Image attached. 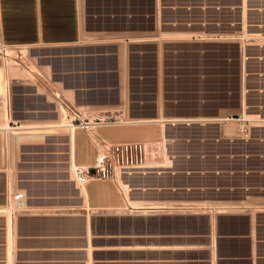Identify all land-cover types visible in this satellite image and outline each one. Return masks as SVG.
Returning a JSON list of instances; mask_svg holds the SVG:
<instances>
[{
    "label": "crops",
    "instance_id": "1",
    "mask_svg": "<svg viewBox=\"0 0 264 264\" xmlns=\"http://www.w3.org/2000/svg\"><path fill=\"white\" fill-rule=\"evenodd\" d=\"M163 6L202 12L179 23L201 34L264 35L247 28L241 0H0V46L32 50L25 71L9 66L14 76L6 73L0 97V264H264V223L236 214L253 211L255 187L237 183L248 174L220 167L226 158L177 147L178 155L133 159L83 184L72 171L97 167L109 147L147 153L173 144L177 125L187 128L162 115L145 76L128 79L126 93L122 64L82 44L87 31L160 36L163 24H176L163 22ZM214 9L217 18L207 16ZM57 102L118 121L71 129L65 147L64 137L50 133L66 116ZM226 213L247 219L222 222Z\"/></svg>",
    "mask_w": 264,
    "mask_h": 264
},
{
    "label": "rangeland",
    "instance_id": "2",
    "mask_svg": "<svg viewBox=\"0 0 264 264\" xmlns=\"http://www.w3.org/2000/svg\"><path fill=\"white\" fill-rule=\"evenodd\" d=\"M246 8L244 5L243 20L247 24L249 20L255 22V18L264 15L262 10L247 11ZM211 11L214 12H206L207 16L217 18L218 11ZM190 13L186 12L184 6L170 10L163 6V22L172 20L176 24H163L162 34L157 37L95 36L88 31L84 34V47L95 49L101 60H118L122 64L121 76L125 79L126 93L128 79L145 76V90L156 93L162 115L166 114L168 120L176 119L177 124H187L186 129H180L177 125L172 131L173 144L165 141L161 146L151 147L147 153L129 147L115 159L106 161L109 165L107 168L111 173L114 167L118 171L120 166L143 156L178 155L174 153L177 147L187 148L194 156L226 158L220 167L248 174L239 178L237 183L255 187L251 191L253 197L248 201L253 211L236 214H248L253 220L264 223V35L201 34L206 31L179 24L186 18L200 19L203 14L200 11ZM227 15L233 16L231 13ZM247 28L264 30V27ZM31 52V49L24 47L0 46V55L6 63V68L0 71V97L5 96L6 75L14 76L8 72L9 66L25 71L31 60ZM29 66L37 71L35 65ZM132 85L136 90V84ZM56 106L59 113L64 112L59 102ZM163 116L162 119L165 118ZM53 124L57 127L50 132L51 136L64 137L63 144L68 147L66 136L72 128L66 116ZM186 138L184 142L181 141ZM104 152L105 149L102 150L101 165ZM232 214H222L220 220L239 222L243 226L247 218L233 217Z\"/></svg>",
    "mask_w": 264,
    "mask_h": 264
},
{
    "label": "built area",
    "instance_id": "3",
    "mask_svg": "<svg viewBox=\"0 0 264 264\" xmlns=\"http://www.w3.org/2000/svg\"><path fill=\"white\" fill-rule=\"evenodd\" d=\"M242 2V7L244 5L247 6L246 10L247 11H258L261 12L264 11V0H241ZM262 6V8H261ZM243 10V8H242ZM243 18V17H242ZM264 15L255 18L254 21H250L247 24V27H264ZM263 34V33H262ZM61 106L63 107L64 112L66 113V118L69 123V127L72 128L74 131L77 128L85 129L88 130L89 128L96 127V126H101V125H109V124H114L118 120L114 116H106V115H100L97 116L96 118H90L88 116V113L77 109L76 107L70 106L68 104L61 103ZM129 149V147H124V146H113L106 148L105 155L103 158V163L101 165L100 159L98 162V166L92 169H83L80 170L78 167L73 166V173L76 176L77 181L80 184L85 183L89 179L96 178L98 174H103L106 175V173L109 171L107 170V167H109L108 163L106 161L113 160L118 155L126 150ZM14 202H16L17 208H22L24 204V194L23 193H18L13 197Z\"/></svg>",
    "mask_w": 264,
    "mask_h": 264
}]
</instances>
